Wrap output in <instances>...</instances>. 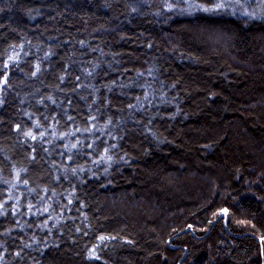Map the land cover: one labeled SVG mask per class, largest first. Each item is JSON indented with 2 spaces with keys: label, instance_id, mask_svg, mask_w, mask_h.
<instances>
[{
  "label": "trees",
  "instance_id": "16d2710c",
  "mask_svg": "<svg viewBox=\"0 0 264 264\" xmlns=\"http://www.w3.org/2000/svg\"><path fill=\"white\" fill-rule=\"evenodd\" d=\"M166 3L0 0V264H264V5Z\"/></svg>",
  "mask_w": 264,
  "mask_h": 264
},
{
  "label": "snow or ice",
  "instance_id": "6c2138e0",
  "mask_svg": "<svg viewBox=\"0 0 264 264\" xmlns=\"http://www.w3.org/2000/svg\"><path fill=\"white\" fill-rule=\"evenodd\" d=\"M254 2H255V0H245V3H247L249 5H251ZM213 3L215 4L214 8H205V7H203V5L190 3L189 0H167L165 7L169 11H175L177 5L187 4L188 5L187 8L181 9L182 12L188 11L189 9H200V10H203L206 12H210V11H220V10H224V9L235 10V8L238 6L241 10L242 15H249V16L252 15L251 13H248L246 11V9L244 8V4L241 3V0H213ZM26 135L31 136L33 139L36 138L35 136L32 135L31 132L26 133ZM41 135H43V133H41ZM73 147H75V145H73ZM108 159L110 160L111 157L109 156ZM17 175H19V174H17ZM100 239L103 240L105 238L100 237Z\"/></svg>",
  "mask_w": 264,
  "mask_h": 264
},
{
  "label": "rangeland",
  "instance_id": "374dc122",
  "mask_svg": "<svg viewBox=\"0 0 264 264\" xmlns=\"http://www.w3.org/2000/svg\"><path fill=\"white\" fill-rule=\"evenodd\" d=\"M259 2H260V5L258 6V5H254V4H251V5H249V4H247V3H245V0H241V3L242 4H244V8L246 9V11L248 12V13H250L249 12V10L251 9V10H255V11H257V12H260V11H262L263 10V5H264V0H259ZM214 7H215V5H214ZM213 7V8H214ZM237 9H238V11H240L241 12V10H240V8L237 6L236 8H235V11H237ZM229 10H233V9H229ZM237 11V12H238ZM252 14V16L254 15L253 13H251Z\"/></svg>",
  "mask_w": 264,
  "mask_h": 264
}]
</instances>
